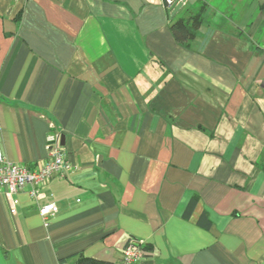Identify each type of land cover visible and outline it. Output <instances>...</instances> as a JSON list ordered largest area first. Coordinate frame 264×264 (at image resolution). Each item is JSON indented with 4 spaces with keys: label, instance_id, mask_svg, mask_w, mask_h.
Instances as JSON below:
<instances>
[{
    "label": "crops",
    "instance_id": "1",
    "mask_svg": "<svg viewBox=\"0 0 264 264\" xmlns=\"http://www.w3.org/2000/svg\"><path fill=\"white\" fill-rule=\"evenodd\" d=\"M263 2L0 0V152L38 168L57 136L73 168L0 191V264H264Z\"/></svg>",
    "mask_w": 264,
    "mask_h": 264
},
{
    "label": "built area",
    "instance_id": "2",
    "mask_svg": "<svg viewBox=\"0 0 264 264\" xmlns=\"http://www.w3.org/2000/svg\"><path fill=\"white\" fill-rule=\"evenodd\" d=\"M167 9L173 5L172 0H162ZM47 157L38 168H29L8 162L0 152V191L7 196L29 188V194L34 200L38 198L39 189L55 176L73 170L66 161V155L59 144V138L51 137L46 145ZM57 213L54 204L40 208L39 214L47 224L49 219ZM144 257V244L137 240H129L123 249L122 257L116 264H134Z\"/></svg>",
    "mask_w": 264,
    "mask_h": 264
},
{
    "label": "trees",
    "instance_id": "3",
    "mask_svg": "<svg viewBox=\"0 0 264 264\" xmlns=\"http://www.w3.org/2000/svg\"><path fill=\"white\" fill-rule=\"evenodd\" d=\"M261 13L264 16V2L260 6ZM206 5L201 4L195 10L190 11L186 10L183 18L177 20L170 26V32L174 38V40L180 45H186L189 40H191L196 31L201 27L204 23L205 18ZM196 205V200L192 198L184 212V217L188 218L194 210ZM198 225L203 228L208 229L210 227V222L207 220L206 215L202 214L198 219ZM72 264H112L106 261H100L95 259L86 258L82 255L76 256L72 262Z\"/></svg>",
    "mask_w": 264,
    "mask_h": 264
},
{
    "label": "water",
    "instance_id": "4",
    "mask_svg": "<svg viewBox=\"0 0 264 264\" xmlns=\"http://www.w3.org/2000/svg\"><path fill=\"white\" fill-rule=\"evenodd\" d=\"M172 1H174L173 5L166 9L169 18L174 17L178 13V11L184 6L187 0H172ZM61 143L63 144V136H61Z\"/></svg>",
    "mask_w": 264,
    "mask_h": 264
}]
</instances>
